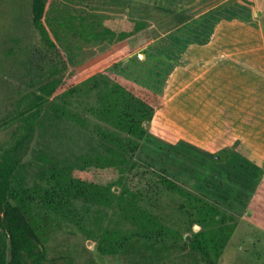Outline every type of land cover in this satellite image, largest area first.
<instances>
[{"label": "trees", "instance_id": "obj_1", "mask_svg": "<svg viewBox=\"0 0 264 264\" xmlns=\"http://www.w3.org/2000/svg\"><path fill=\"white\" fill-rule=\"evenodd\" d=\"M46 8V0H30L39 45L20 49L26 91L0 124L9 130L0 144V264H51V245L72 237L114 264H219L244 211L137 158L156 110L175 91L165 85L178 72L169 47L178 43L153 40L143 22L110 19L74 30L101 53L73 62L49 30ZM215 61L197 54L193 75ZM150 186L199 230L184 237L167 226L145 205Z\"/></svg>", "mask_w": 264, "mask_h": 264}, {"label": "rangeland", "instance_id": "obj_2", "mask_svg": "<svg viewBox=\"0 0 264 264\" xmlns=\"http://www.w3.org/2000/svg\"><path fill=\"white\" fill-rule=\"evenodd\" d=\"M153 1L137 0L142 9L150 8ZM134 4V0H46L45 16L49 30L58 34L57 43L70 52L73 62L79 63L100 54L101 50L87 44L85 35L79 36L74 30L79 32L84 28L86 31L90 25L99 28L110 19L126 20V9L130 7L133 11ZM149 15L155 16L150 14V11L140 10L132 17L136 21L147 23L146 28L150 36L157 38L162 29L152 26L151 22L156 24L157 21L150 19ZM30 24V0H0V124L12 111L21 94L26 91L24 86L20 85L17 68L20 69L18 62L24 60L20 49L39 45V37L30 28ZM15 40L20 41L19 47L16 46L17 41L14 43ZM169 47L179 66L175 76L173 74L168 78L165 88L176 90L177 82L193 75L196 53H193L192 45L175 44ZM12 49L13 52L9 53ZM155 114L148 125L137 158L200 193L222 202L234 200L233 205L240 211L247 210L252 217L250 222L253 227L248 225V219L241 222L235 237L224 250L219 264H264V232L254 227L260 223L261 227L264 226V189L258 188V183L263 178L262 173L256 170L255 165L243 167L232 159H223L219 154L204 155L194 144L177 141L176 128L171 124L162 123L159 110ZM8 131L0 130V144L8 139ZM221 158L226 163L216 162V159ZM144 199L147 207L156 212L161 211L164 223L178 230L184 237H189L199 230L191 220L177 211L170 202L169 194L150 186L144 194ZM242 247H247L248 250L243 251ZM52 248L58 253L54 254L52 259L56 256L58 258L51 264H114V261L101 258L93 245H85L83 240L75 237L59 240L57 245H51Z\"/></svg>", "mask_w": 264, "mask_h": 264}, {"label": "crops", "instance_id": "obj_3", "mask_svg": "<svg viewBox=\"0 0 264 264\" xmlns=\"http://www.w3.org/2000/svg\"><path fill=\"white\" fill-rule=\"evenodd\" d=\"M157 1L150 4L151 9H142L134 0L133 11L127 8L128 19L122 22L136 21L132 15L140 10L150 11L155 16L149 18L157 21L152 26L162 29L159 37L150 36L153 40L192 45L196 55L216 60L162 102L156 110L162 123L176 128L177 141L194 144L204 155L219 154L243 167L255 165L263 176L258 188L264 189V0ZM200 43L210 46L205 49L197 46ZM249 43L256 46L248 48ZM250 87L257 92L249 94ZM221 160L216 162H225ZM246 219L253 227L247 210L240 221ZM260 224L254 227L264 232Z\"/></svg>", "mask_w": 264, "mask_h": 264}]
</instances>
